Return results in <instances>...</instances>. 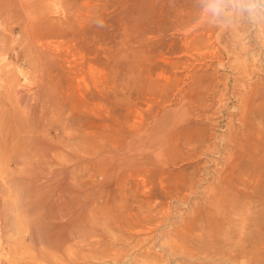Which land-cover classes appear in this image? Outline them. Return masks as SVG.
Masks as SVG:
<instances>
[{
	"label": "rangeland",
	"instance_id": "1",
	"mask_svg": "<svg viewBox=\"0 0 264 264\" xmlns=\"http://www.w3.org/2000/svg\"><path fill=\"white\" fill-rule=\"evenodd\" d=\"M40 66L86 135L41 167L1 150L0 264H251L225 255L254 241L264 260V24L201 0H0V104L13 78L35 95Z\"/></svg>",
	"mask_w": 264,
	"mask_h": 264
},
{
	"label": "bare ground",
	"instance_id": "2",
	"mask_svg": "<svg viewBox=\"0 0 264 264\" xmlns=\"http://www.w3.org/2000/svg\"><path fill=\"white\" fill-rule=\"evenodd\" d=\"M39 61H40V59H39ZM40 63H42V62H40ZM239 63H238V65H239ZM241 63H242V61H241ZM244 65L246 66V64H244ZM7 74L10 75V73H7ZM49 76H50L49 73H47L46 70H45V66H40L39 67L38 83H37L38 84L37 85L38 90L35 93V95H33V96H31L29 94L26 95L23 92L19 91L17 88H15L17 82H16V80L14 78L10 80L11 82L9 84H7V87H6L5 91L3 92V94H5L4 98L6 99L8 105H6L4 103L0 104V153H1L2 149H5V150H9L10 149L11 150L10 155H6V158H5L6 161L14 160V161L21 162L22 164L34 165L33 168L36 167V166L38 167V166L42 165L43 163L49 162V161H51V160H53L55 158L58 159L57 158L58 155L62 154V148L60 146L62 145L63 142H64L63 144L67 145L68 141L71 138H78L79 140L84 139V136L86 135V133H84L82 130H76V129H73L72 127H70L68 125L66 119L59 114L60 113L59 110H58V112H55L56 107H54V105L56 106V104L59 102V100H57L54 97L56 95L55 94V90H54V85H53V82H51L52 80H51V78ZM239 109H241V108H239ZM6 117H9L12 122L10 124H8V126L6 128H4V127H2V123L4 122V119ZM244 117H242V118H244ZM50 121H53V122L56 121L55 123H57V125L59 126V128H58L59 130L57 131V134H56V137L58 138L57 141H55L53 136L50 135V132H49V128L50 127L47 126V124H49ZM51 124H53V123H51ZM161 150H162V148L159 147L158 151L160 152ZM155 151H153V152H155ZM157 152H156V154L158 155L159 153H157ZM131 158H133V157H131ZM138 158H139V156H138ZM155 158H157V157H155ZM0 159H2V158L0 157ZM77 159L81 160V159H84V158L78 157ZM136 160H138V159H136ZM7 163H4V164H7ZM27 168H26V170H30L31 169V167L29 169H27ZM75 168H76V166H75ZM26 170H25V173H24L25 175L27 173ZM29 173L31 174V173H33V171H30ZM37 173H38V171H37ZM30 174H28V175H30ZM31 176L32 175H30V177ZM25 179H27V178L25 177ZM31 179H30V181H31ZM16 180L17 179H15V178H12V179L11 178H5V179H3V177H2V179L0 180V193L2 192L1 189H2L3 185L10 184V186H12L14 184H17ZM30 184H32V183H30ZM35 185H37V184H35ZM18 187H20V186L17 185V188ZM13 190H15V189H13ZM66 191L76 195V199H74L73 203L71 202V205H73L75 208H77L78 211L73 216H71L69 212L65 211L64 212L65 222L63 224H59L60 222L55 220L54 217H51L52 218V221H51V225L52 226L51 225L50 226L52 228H54L53 231H55V232L58 231L56 229H60V228L61 229H65V228L68 227V233L66 235H64V238L65 239H69L68 236L71 235V234L69 235V233H71L72 229L73 230L76 229L75 231H78V236L81 234V232L83 230L82 226H81L82 215L80 214V211H79L80 208H82L83 205L79 201L80 193L77 190H75V189H73V188H71L69 186H66ZM39 201H40V199L38 200L37 198H35L34 200H32L33 203H31V204H37V206L41 207L42 205L39 204L40 203ZM67 205H69V203ZM28 206H29V204H28ZM57 206H59V204H57V205L55 204V207H57ZM24 214H26V213H24ZM207 221H209V220H207ZM1 222H2L3 225H5L6 220L4 218H2ZM72 238H74V237H72ZM76 238L77 237H75V239ZM78 240H79V238H78ZM63 241H64V239H63ZM240 241L236 242V243H240ZM248 243L250 244V246H254V244L256 242L254 241V242H252V244H251V242H248ZM248 243L246 245H249ZM216 245L217 244H215V246ZM246 245L245 246L243 245V247H241L239 249V253L234 254V253H229L228 252L229 254L227 253L225 255L226 259L227 260H230V259L232 260L233 257H237L239 254H242V255H247L248 256L247 258H249L251 264H264V260H262L261 254L257 253V255H255L256 254L255 250H253V251L248 250L246 248ZM214 248L216 249V247H214ZM235 249H237V247L236 246L235 247L232 246V251L235 250ZM219 255H221V253Z\"/></svg>",
	"mask_w": 264,
	"mask_h": 264
},
{
	"label": "clouds",
	"instance_id": "3",
	"mask_svg": "<svg viewBox=\"0 0 264 264\" xmlns=\"http://www.w3.org/2000/svg\"><path fill=\"white\" fill-rule=\"evenodd\" d=\"M201 7L224 25L237 20L253 26L264 24V0H201Z\"/></svg>",
	"mask_w": 264,
	"mask_h": 264
}]
</instances>
